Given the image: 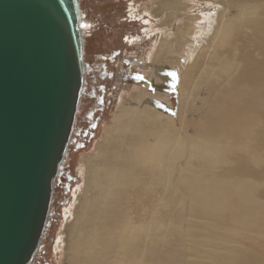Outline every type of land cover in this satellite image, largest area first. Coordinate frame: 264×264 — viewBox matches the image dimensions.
I'll return each mask as SVG.
<instances>
[{
	"label": "bare ground",
	"instance_id": "obj_1",
	"mask_svg": "<svg viewBox=\"0 0 264 264\" xmlns=\"http://www.w3.org/2000/svg\"><path fill=\"white\" fill-rule=\"evenodd\" d=\"M185 1H155L176 33L160 39L147 87L82 160L67 264H264V0H196L214 8L206 27ZM173 58L177 119L162 95ZM165 216L180 221L168 228Z\"/></svg>",
	"mask_w": 264,
	"mask_h": 264
},
{
	"label": "water",
	"instance_id": "obj_2",
	"mask_svg": "<svg viewBox=\"0 0 264 264\" xmlns=\"http://www.w3.org/2000/svg\"><path fill=\"white\" fill-rule=\"evenodd\" d=\"M78 0H0V264H31L83 86Z\"/></svg>",
	"mask_w": 264,
	"mask_h": 264
},
{
	"label": "rangeland",
	"instance_id": "obj_3",
	"mask_svg": "<svg viewBox=\"0 0 264 264\" xmlns=\"http://www.w3.org/2000/svg\"><path fill=\"white\" fill-rule=\"evenodd\" d=\"M155 1L157 0H78L81 11L80 28L85 32L84 41L89 30L93 28V24L99 27L98 23L105 21L113 31L106 30L108 37L98 39L99 46L95 45L90 51L88 50V56H92L88 59L91 61L87 60V55L83 56L85 63L83 86L73 132L54 182V197L48 223L41 238V246L31 264L68 263L63 253L65 247L63 230L66 220L71 216L74 201L79 195V188L83 182L82 160L95 153L104 128L110 123L118 107L124 104L127 98L138 95L147 87L145 84L150 73V62L160 39L173 36L177 30V24L173 19L165 26L161 21L164 16L160 18L154 15ZM185 3L191 5L190 15H197L202 19H207L206 15L214 10L212 6L198 3L196 0H186ZM193 3L196 4V8ZM208 22L209 20L201 25H207ZM102 32H105L102 27L94 30V33ZM113 38H116L117 42ZM84 41L83 49L85 50ZM196 50L195 47L193 52L191 49L182 52L184 53L182 67L187 65L188 59ZM171 61L174 65L168 73L170 84L162 95L170 100L169 114L177 119L181 73L178 58H173ZM111 72L115 76L112 77ZM111 82L112 88L117 85L125 88L109 93L107 87ZM203 90L200 88L199 94H203ZM147 95L156 96L154 84L151 82ZM183 165L185 166V163ZM153 207L157 205L154 203ZM164 212V214L168 213L165 210ZM159 216L155 214V221H159L157 220ZM162 219L166 221L168 228L177 226L180 221L168 219L167 216ZM170 222L172 227L169 226Z\"/></svg>",
	"mask_w": 264,
	"mask_h": 264
},
{
	"label": "trees",
	"instance_id": "obj_4",
	"mask_svg": "<svg viewBox=\"0 0 264 264\" xmlns=\"http://www.w3.org/2000/svg\"><path fill=\"white\" fill-rule=\"evenodd\" d=\"M83 13H84V11H83ZM84 15H86V14L84 13ZM114 21H116V20H114ZM113 23H116V22H113ZM98 25H99V27H102L104 29V31L106 32V34H105V32H102V33H94V30H96L99 27H95V25L93 24V26H92L93 28L89 30V33L87 34L88 36L85 37V41L83 40L84 43H85V46H84L85 47V50L83 51L84 52L83 56L86 57V55H87L86 58L89 61H91V60L88 59V58H92V56L91 55L88 56V53H87L88 50L90 51L95 45H98L99 46V42L100 41H98V39H102V37H106L107 38L108 37L107 36V31L108 32H112L113 31V29L111 30V27L107 23H105V21L99 22ZM93 37H95V38H93ZM113 40L116 41V38H113ZM86 44L88 46H86ZM121 44H122V42H121ZM111 74H112V77H113V75L115 76V74H113L112 72H111ZM124 88L125 87H122L121 88V86H119V85H117L115 88H112V82H111L109 84V86L107 87V90L110 93V91H119L120 89L122 90Z\"/></svg>",
	"mask_w": 264,
	"mask_h": 264
}]
</instances>
